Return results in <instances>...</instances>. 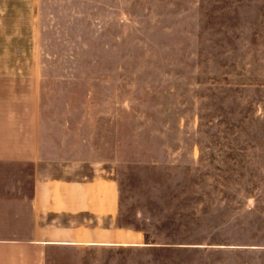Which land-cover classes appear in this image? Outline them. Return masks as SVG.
<instances>
[{
	"label": "rangeland",
	"instance_id": "rangeland-1",
	"mask_svg": "<svg viewBox=\"0 0 264 264\" xmlns=\"http://www.w3.org/2000/svg\"><path fill=\"white\" fill-rule=\"evenodd\" d=\"M0 105L63 264H264V0H0Z\"/></svg>",
	"mask_w": 264,
	"mask_h": 264
},
{
	"label": "crops",
	"instance_id": "crops-1",
	"mask_svg": "<svg viewBox=\"0 0 264 264\" xmlns=\"http://www.w3.org/2000/svg\"><path fill=\"white\" fill-rule=\"evenodd\" d=\"M3 109L0 105V264H63L66 247L93 242L94 233L90 224L81 221L67 227L59 214L69 208L50 207L41 198L49 187L51 170L58 172L53 185L59 194L79 181L77 167L60 160L53 163L42 156L40 145L23 151L16 148L18 144L7 134L15 120L1 117ZM89 169L94 172L95 165L89 164ZM89 202L77 210H88L95 217V205ZM50 210L57 218H50Z\"/></svg>",
	"mask_w": 264,
	"mask_h": 264
}]
</instances>
